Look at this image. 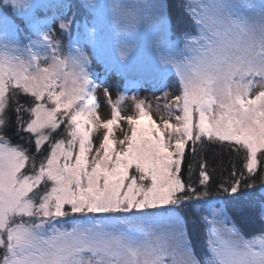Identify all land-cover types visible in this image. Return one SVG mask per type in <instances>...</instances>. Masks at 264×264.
Masks as SVG:
<instances>
[{
  "label": "snow or ice",
  "instance_id": "6c2138e0",
  "mask_svg": "<svg viewBox=\"0 0 264 264\" xmlns=\"http://www.w3.org/2000/svg\"><path fill=\"white\" fill-rule=\"evenodd\" d=\"M0 264H264V0H0Z\"/></svg>",
  "mask_w": 264,
  "mask_h": 264
},
{
  "label": "trees",
  "instance_id": "16d2710c",
  "mask_svg": "<svg viewBox=\"0 0 264 264\" xmlns=\"http://www.w3.org/2000/svg\"><path fill=\"white\" fill-rule=\"evenodd\" d=\"M174 32L177 35L178 33H183L186 30L190 28V25L186 24L181 18L177 16V14L174 12ZM22 102H23V98ZM13 142H20L13 139ZM199 148V145H197V149ZM198 160H204L207 163V166L210 170V173L212 174V179L214 183H218L221 180H225L228 178L229 172L232 170V166L234 165L235 168H240L241 166V157L236 153H229L227 150H222L219 147H213V146H206V150L203 152H199L197 158ZM193 160L192 152L189 149L186 152L185 155V164L189 161ZM187 175V173H185ZM259 173H257V182H259ZM193 179H195V176H193ZM190 220H191V214H189ZM189 231L193 233V241L195 244L200 245V233L202 230V226L199 224L193 225L191 222L188 224Z\"/></svg>",
  "mask_w": 264,
  "mask_h": 264
},
{
  "label": "rangeland",
  "instance_id": "374dc122",
  "mask_svg": "<svg viewBox=\"0 0 264 264\" xmlns=\"http://www.w3.org/2000/svg\"><path fill=\"white\" fill-rule=\"evenodd\" d=\"M173 22H174V16H173ZM174 24L173 23V29L174 28ZM136 39H138L139 41L143 42V40L145 39L144 36H139L136 37ZM96 71H101V69L99 68V66H96V68L94 69ZM133 79H135V77H133ZM118 83H120L121 85H123V81H118ZM259 89H254L253 92L255 93L256 91H258ZM116 90L112 91V97L115 100L116 99ZM135 95L137 97V99H144L147 98V103H149L151 105V114L153 116L154 119H156L159 123L162 124L163 119L168 117V110L166 107H164V102L161 101L160 102V107H157V101H156V97H158L160 94L159 93H154L152 91H150L148 88L146 87H140V88H136V87H132L129 86V90L127 92V96L129 97V99H127L126 101H124L120 107L122 110V115L123 116H127V115H134L137 114L136 110L134 108V103L131 100V97ZM97 96L99 99V114L101 116L102 119H108L111 116V108L109 106V104L105 101V98L103 96V93L101 90L97 91ZM173 123L175 122L174 119L172 121ZM123 126L124 129H128V125L126 123V121H120V123L117 126H114V135L117 139L122 137V133L120 131V126ZM102 131V129H101ZM100 139L99 135H94V141L98 142ZM130 174H134V170L130 171Z\"/></svg>",
  "mask_w": 264,
  "mask_h": 264
}]
</instances>
